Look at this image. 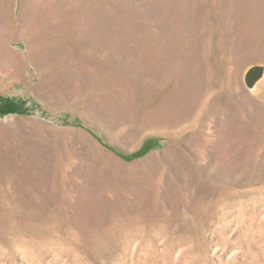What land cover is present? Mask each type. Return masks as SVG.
<instances>
[{
  "label": "rangeland",
  "instance_id": "374dc122",
  "mask_svg": "<svg viewBox=\"0 0 264 264\" xmlns=\"http://www.w3.org/2000/svg\"><path fill=\"white\" fill-rule=\"evenodd\" d=\"M0 95V264H264V0H0Z\"/></svg>",
  "mask_w": 264,
  "mask_h": 264
},
{
  "label": "trees",
  "instance_id": "16d2710c",
  "mask_svg": "<svg viewBox=\"0 0 264 264\" xmlns=\"http://www.w3.org/2000/svg\"><path fill=\"white\" fill-rule=\"evenodd\" d=\"M27 109L18 101L14 100L13 98L10 97H4L0 95V114H7V113H27ZM152 145L150 143V139H147L143 142L141 147L130 153L125 155V157L129 159H133L139 156L144 155L151 149Z\"/></svg>",
  "mask_w": 264,
  "mask_h": 264
},
{
  "label": "bare ground",
  "instance_id": "6f19581e",
  "mask_svg": "<svg viewBox=\"0 0 264 264\" xmlns=\"http://www.w3.org/2000/svg\"><path fill=\"white\" fill-rule=\"evenodd\" d=\"M14 1V0H13ZM29 2V1H28ZM23 6V5H22ZM36 7H39V6H36ZM36 7H34V8H32V9H35ZM22 8H24V7H22ZM31 9V8H30ZM48 9H51V8H49L48 7ZM54 9H55V7H54ZM24 10V9H23ZM29 11V10H28ZM36 11V10H35ZM55 11V10H54ZM53 12V11H52ZM37 13V12H36ZM48 13V12H47ZM51 14V13H50ZM54 14V13H53ZM38 15V14H37ZM43 16V15H42ZM39 17H40V15H39ZM44 17V16H43ZM50 17V16H49ZM51 17H52V15H51ZM40 19H42V18H40ZM50 19V18H49ZM31 20V19H30ZM34 20H36V19H34ZM38 20V19H37ZM48 21V20H47ZM50 21V20H49ZM39 22V21H38ZM42 23H44V22H42ZM46 23V22H45ZM35 24H36V22H35ZM34 23H33V25H35ZM40 25V24H39ZM37 26V25H36ZM46 27H48V26H46ZM45 27V28H46ZM55 27V26H54ZM40 28V27H39ZM49 29V28H48ZM56 29V28H55ZM38 31V30H37ZM36 33V32H35ZM39 35H41V33H38ZM43 34V33H42ZM49 34V33H48ZM47 34V35H48ZM38 35V36H39ZM46 36V35H45ZM38 38V37H37ZM46 38H47V36H46ZM45 38V39H46ZM44 39V40H45ZM34 40V39H33ZM42 40V39H41ZM24 42H25V45H26V50H24V51H21V52H17L16 50L14 51V52H16V54H18V58H20L21 59V61L23 62V63H25V64H28L30 61H32V54H31V51H33V50H31V48H33V46L31 45V44H33V43H30L31 41H29V39L28 40H24ZM36 42V41H35ZM40 42V41H39ZM43 41H41V43H42ZM14 42H12V44H13ZM38 44V43H37ZM35 45H36V43H35ZM34 45V46H35ZM39 45H41V44H39ZM37 47V46H36ZM42 50V49H41ZM34 52V51H33ZM33 60H34V58H33ZM36 60V59H35Z\"/></svg>",
  "mask_w": 264,
  "mask_h": 264
}]
</instances>
